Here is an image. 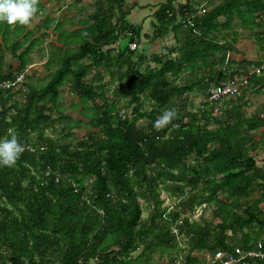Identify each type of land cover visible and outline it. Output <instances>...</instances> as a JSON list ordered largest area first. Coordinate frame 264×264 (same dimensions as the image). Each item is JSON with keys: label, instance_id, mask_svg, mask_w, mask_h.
Here are the masks:
<instances>
[{"label": "trees", "instance_id": "1", "mask_svg": "<svg viewBox=\"0 0 264 264\" xmlns=\"http://www.w3.org/2000/svg\"><path fill=\"white\" fill-rule=\"evenodd\" d=\"M174 1L155 12L156 36L174 34L166 53L140 48L142 28L127 19L124 0H97L79 46L45 63L46 83H25L22 102V90L0 91V137L15 132L26 146L14 166H0L1 264H130L140 247V257L175 249L173 264L182 239L181 264H206L203 250L264 241V108L245 109L250 94L264 93V60L230 56L243 38L264 52V0H187L178 9ZM25 26L2 22L0 34L26 41ZM2 65L0 81L13 73ZM245 75L240 94L209 101L212 83ZM67 82L76 125L60 103ZM191 93L205 98L197 111L188 109ZM169 107L178 117L155 129ZM85 119L94 130L77 138L72 129ZM203 205L220 221L189 215Z\"/></svg>", "mask_w": 264, "mask_h": 264}, {"label": "crops", "instance_id": "2", "mask_svg": "<svg viewBox=\"0 0 264 264\" xmlns=\"http://www.w3.org/2000/svg\"><path fill=\"white\" fill-rule=\"evenodd\" d=\"M39 1L41 5L38 6V9H40V11L31 22V24L34 23L32 26L33 28L30 27V24L25 26V31H28L30 34H28V39L26 41L21 37L15 36L13 33L8 35L7 39L6 36L4 37L5 34H0V60L1 58L3 60L2 66L7 64V70L11 69L12 72L14 71L13 68L16 69L9 78L15 76L17 73L26 71V84L29 82L28 78L33 80L36 75H39L35 69H38L40 72L43 71L42 66L39 67V63L44 65V63L49 60L55 61L58 57H62L61 53L64 50L77 48L79 46L81 43L79 40L83 39L85 35V28L93 22L91 15L98 7V3H96L97 0ZM165 1L166 0H124V9L128 12L127 19H129L131 23L142 28L140 47L144 48L148 55L166 53L167 47L175 42L173 32L163 37L156 36L158 35V30L155 12L158 10L161 3ZM186 1L187 0H175L173 3L174 7L178 9L180 4ZM195 1L196 0H193V2ZM204 1L206 0H203V2ZM138 9L139 11H137ZM35 20H38V22L35 23ZM43 23H47L49 26L43 25ZM38 33L40 34L38 35ZM44 33H46V35L42 36ZM243 39H240L237 43V47L240 51L238 53H231L230 56L235 60H241L242 58L249 60L262 58L264 60V52L259 51L257 44H255L253 40L248 39L252 41L250 44L251 46H256L255 53L244 47L248 41H245L246 38ZM159 44H161L162 47L156 50L155 48H157L156 46H159ZM6 52L11 54L8 63H6L5 59ZM17 54L21 56L25 55L27 60L26 65L21 71L19 70L20 60ZM15 59L17 65L14 67L12 61ZM43 67L49 72L46 65Z\"/></svg>", "mask_w": 264, "mask_h": 264}, {"label": "rangeland", "instance_id": "3", "mask_svg": "<svg viewBox=\"0 0 264 264\" xmlns=\"http://www.w3.org/2000/svg\"><path fill=\"white\" fill-rule=\"evenodd\" d=\"M36 3L38 6L41 5L39 0H37ZM137 11H139V9ZM34 22L37 23L38 20H35ZM33 25H34V23H32V24L30 23L31 28H33L32 27ZM43 25H48V24L43 23ZM39 34L40 33H38V35ZM0 39H1V36H0ZM245 41H248V43H246L244 45V47L249 49L250 51L255 52L256 46L250 45L252 43V41L248 40L247 38L245 39ZM145 46H147V45H145ZM156 47L157 48H155V49L159 50L160 47H162V45L159 44V46H156ZM10 57H11V54L9 52H6L5 53L6 63H8L10 61ZM23 57H26V56H23ZM12 62H13V65L15 67L17 65L16 59L13 60ZM149 62L151 64H155L152 61H149ZM38 65H39V67L42 66L43 71L40 72L38 69H35V71H37L39 75L38 76L36 75V77L33 80H31V78H28V80L31 82L33 81V83H46L48 78H49V72H48V70H46L45 67H43V66H45V63H44V65H42L41 63H39ZM2 68H3V70H7L8 69L7 64L2 66ZM13 70L15 71L16 69L13 68ZM26 78H27V76H26ZM69 88H70L69 82H67L63 86H61V92L62 93H61L60 103H61V106L64 108V113L71 115L72 125H76L77 119L80 117V113H79V108H75L73 103H75L78 100V98L74 94L71 93V90H69ZM25 92H27V87L25 88L24 92L22 91L20 94H17V97L20 99L21 102L25 100V97H24ZM108 95H109V97L112 95L111 89L108 91ZM204 100H205V98L202 95L191 93L190 94V102L188 103V109H191L193 111H197L201 106L200 104ZM261 108H264V93L257 94V93L253 92L252 94L249 95V102L247 103V105H245V109H246L247 113L249 114V113H251V111L252 112L258 111ZM220 112H221V110H220ZM262 113L264 115V111H262ZM53 116L54 117L58 116L57 112H54ZM86 121H87V119L82 121L80 126H74V128L72 129V132H74L77 135L76 136L77 138L86 137V135L90 131L94 130V128L91 127L90 124L86 123ZM145 121H146V119L139 120V122H138L139 126H143L145 124ZM66 123H68V119L60 120V121H57L55 123L56 124L55 126L58 128V130H60L61 128L64 127V124H66ZM67 131H69V130L65 129V131L59 133V132H53L52 130H47V133L54 136V137H59V136H62L64 134V132H67ZM66 141H74L75 142L76 138L69 137L66 139ZM257 158L259 159V161H261V159L264 158V152L259 153L257 155ZM162 196L164 198V206H170V207L175 206V203H176L175 197H169L168 194L164 191L162 192ZM150 213H151V209L146 208L143 212V218L144 219L148 218L150 216ZM189 215H191L193 217V219L198 220V221L212 220L213 224H216L217 222L220 221L219 217L215 216L214 208L204 206V205L196 207L193 210V212H191ZM181 243H182L181 255L183 256L182 261H185L186 255L189 253L188 252V250H189L188 249V241L182 239ZM141 250H142V248L140 247L138 250H136L132 253L130 264H168V262L173 257V255H176V253H177V251L175 249H171L170 253L161 254L160 252H156L151 256L145 255L143 257H140ZM193 254H196V252ZM91 264H97V262L92 261Z\"/></svg>", "mask_w": 264, "mask_h": 264}, {"label": "built area", "instance_id": "4", "mask_svg": "<svg viewBox=\"0 0 264 264\" xmlns=\"http://www.w3.org/2000/svg\"><path fill=\"white\" fill-rule=\"evenodd\" d=\"M205 10L202 9L203 13ZM131 44V48H136ZM260 72V68L255 70ZM26 71L15 74L11 78L0 81V91L25 90ZM248 83V75L212 83L208 88V99L211 103L220 104L223 100L237 96L241 93L242 87ZM217 109V108H216ZM202 257L206 264H264V241H258L251 248L236 246L234 248L217 249L215 251L203 250ZM182 257L176 258L173 264H181Z\"/></svg>", "mask_w": 264, "mask_h": 264}, {"label": "clouds", "instance_id": "5", "mask_svg": "<svg viewBox=\"0 0 264 264\" xmlns=\"http://www.w3.org/2000/svg\"><path fill=\"white\" fill-rule=\"evenodd\" d=\"M38 12L36 0H0V23L8 25H28ZM178 117L175 107L166 108L154 121V128L159 130ZM22 143L15 132L8 136L0 137V166H14L25 151Z\"/></svg>", "mask_w": 264, "mask_h": 264}]
</instances>
